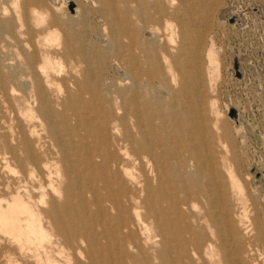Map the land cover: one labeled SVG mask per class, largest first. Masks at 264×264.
I'll return each instance as SVG.
<instances>
[{
  "label": "bare ground",
  "instance_id": "obj_1",
  "mask_svg": "<svg viewBox=\"0 0 264 264\" xmlns=\"http://www.w3.org/2000/svg\"><path fill=\"white\" fill-rule=\"evenodd\" d=\"M71 1L0 0V264H240L199 64L215 4L91 0L110 58Z\"/></svg>",
  "mask_w": 264,
  "mask_h": 264
},
{
  "label": "rangeland",
  "instance_id": "obj_2",
  "mask_svg": "<svg viewBox=\"0 0 264 264\" xmlns=\"http://www.w3.org/2000/svg\"><path fill=\"white\" fill-rule=\"evenodd\" d=\"M71 2L72 8L79 3L80 9L86 10L91 41L100 42L101 47L109 51L105 54L112 56L103 21L93 12L91 0ZM212 2L215 9L204 14L207 26L199 28L205 40L203 47L200 46L199 64L204 71L205 105L215 103L212 116L217 118L224 136L219 150L221 148L222 154L228 156L226 162L235 175L236 187L229 196L237 240L233 251L239 254L240 264H264V0ZM67 12L73 13L69 4ZM198 15L200 12L194 15L197 20ZM160 25L163 26L162 21ZM76 27L83 31L85 25ZM114 72L116 70L111 69V73ZM239 215L243 216V227L236 223Z\"/></svg>",
  "mask_w": 264,
  "mask_h": 264
}]
</instances>
